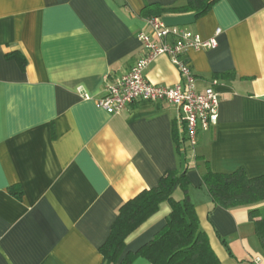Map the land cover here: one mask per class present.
I'll use <instances>...</instances> for the list:
<instances>
[{
    "label": "crops",
    "instance_id": "1",
    "mask_svg": "<svg viewBox=\"0 0 264 264\" xmlns=\"http://www.w3.org/2000/svg\"><path fill=\"white\" fill-rule=\"evenodd\" d=\"M183 1L0 0V264H103L120 208L176 170L187 171L219 264H264L249 208L215 206L203 182L208 169L264 175V0H220L198 19L161 16L203 40L222 30L216 48L184 55L197 90L216 82L220 96L218 124L199 132L194 150L179 147L173 105L139 101L110 115L95 104L143 58L144 7ZM145 75L162 86L183 80L166 55ZM17 187L20 198L10 191ZM170 211L161 204L117 264L151 242Z\"/></svg>",
    "mask_w": 264,
    "mask_h": 264
},
{
    "label": "trees",
    "instance_id": "2",
    "mask_svg": "<svg viewBox=\"0 0 264 264\" xmlns=\"http://www.w3.org/2000/svg\"><path fill=\"white\" fill-rule=\"evenodd\" d=\"M220 0H185L169 6L149 4L142 10L145 20L161 18L165 13L182 14L193 12L195 17L207 15ZM19 53L11 57H17ZM179 147L187 154L190 149L185 137ZM203 182L215 206L227 210L249 208V219L254 224L256 235L264 252V175L250 178L243 169L231 174H219L208 169ZM187 171H168L156 188L145 190L125 203L119 210L111 233L101 247L103 264H117L126 248L127 238L159 212L163 203L171 211L166 225L156 237L135 253L128 255L122 264H132L142 257L150 264H219V258L211 247L207 233L202 229L190 194ZM16 197L22 192L10 189ZM181 192L182 198L175 197Z\"/></svg>",
    "mask_w": 264,
    "mask_h": 264
},
{
    "label": "built area",
    "instance_id": "3",
    "mask_svg": "<svg viewBox=\"0 0 264 264\" xmlns=\"http://www.w3.org/2000/svg\"><path fill=\"white\" fill-rule=\"evenodd\" d=\"M147 31L140 32L138 38L143 44L144 56L124 76L107 84L105 94L95 101L98 108L110 115H119L139 101L166 103L181 112L183 136L192 150L198 143L200 131H207L218 124L220 96L214 82L203 92L196 86V77L184 55L189 50H209L217 47L216 35L203 40L199 35L179 26H168L161 18L146 20ZM169 56L173 65L182 76V82L175 86H162L151 83L145 75L149 64L159 56ZM86 100H90L85 96ZM253 264H262L261 258L252 260Z\"/></svg>",
    "mask_w": 264,
    "mask_h": 264
},
{
    "label": "rangeland",
    "instance_id": "4",
    "mask_svg": "<svg viewBox=\"0 0 264 264\" xmlns=\"http://www.w3.org/2000/svg\"><path fill=\"white\" fill-rule=\"evenodd\" d=\"M175 197L177 198V199H181L182 198V194H181V192L179 191V192H177L176 193V195H175ZM263 207H264V205H262ZM263 209V211H264V208H262ZM264 213V212H263Z\"/></svg>",
    "mask_w": 264,
    "mask_h": 264
}]
</instances>
